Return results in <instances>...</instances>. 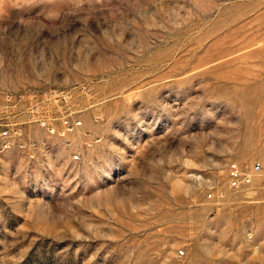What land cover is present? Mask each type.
Returning a JSON list of instances; mask_svg holds the SVG:
<instances>
[{"label":"rangeland","instance_id":"374dc122","mask_svg":"<svg viewBox=\"0 0 264 264\" xmlns=\"http://www.w3.org/2000/svg\"><path fill=\"white\" fill-rule=\"evenodd\" d=\"M6 93L0 264H264V0H0Z\"/></svg>","mask_w":264,"mask_h":264},{"label":"built area","instance_id":"2783aa9c","mask_svg":"<svg viewBox=\"0 0 264 264\" xmlns=\"http://www.w3.org/2000/svg\"><path fill=\"white\" fill-rule=\"evenodd\" d=\"M23 97L13 94H0V155L8 154L15 150L21 155L32 158L34 152H38L40 149L39 144L30 138H25L21 130V125L15 122L14 118L18 114L12 115L11 109H16L17 105L22 101ZM12 115V116H11ZM11 116V117H10ZM63 127V134L74 133L79 126L80 122L70 121L65 117L60 119ZM43 128H46L49 134H53V129L49 128L44 122L41 124ZM74 161H78V156H74ZM229 177L227 184L232 189H239L245 185L250 184L252 174L258 173L261 170V166L258 163L252 165L249 172L242 171L235 163L228 165ZM182 255L183 252H180Z\"/></svg>","mask_w":264,"mask_h":264}]
</instances>
